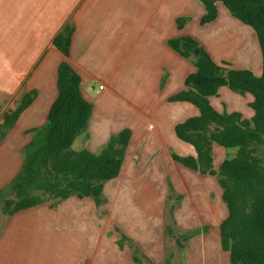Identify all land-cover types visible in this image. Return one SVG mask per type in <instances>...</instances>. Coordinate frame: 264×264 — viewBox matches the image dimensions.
I'll use <instances>...</instances> for the list:
<instances>
[{
    "label": "crops",
    "instance_id": "1",
    "mask_svg": "<svg viewBox=\"0 0 264 264\" xmlns=\"http://www.w3.org/2000/svg\"><path fill=\"white\" fill-rule=\"evenodd\" d=\"M216 8V19L201 25L199 0H0V123L34 93L0 140V264H229L220 245L228 212L217 178L172 158L196 156L174 128L199 111L171 101L189 91L184 81L195 67L168 41L189 37L217 65L262 74L254 30L222 3ZM66 24L73 28L67 58L52 45ZM62 61L79 75L81 94L92 104L80 149L98 154L112 136L130 131L120 173L103 185L98 206L72 196L7 216L2 202L14 198L10 185L24 149L57 98ZM252 100L221 87L209 103L220 114L250 120ZM234 154L213 144V170Z\"/></svg>",
    "mask_w": 264,
    "mask_h": 264
},
{
    "label": "trees",
    "instance_id": "2",
    "mask_svg": "<svg viewBox=\"0 0 264 264\" xmlns=\"http://www.w3.org/2000/svg\"><path fill=\"white\" fill-rule=\"evenodd\" d=\"M205 14L201 25L217 17L216 4L222 3L228 12L256 33L262 52V74L256 77L249 70H234L219 66L189 37L168 41V46L185 59L192 58L195 72L184 85L189 89L171 98L195 106L199 116L174 128L181 141L190 144L195 157L172 155L182 166L215 176L222 190V201L228 215L220 225V245L228 254L229 264H264V0H199ZM184 21H179L182 26ZM73 28L66 24L52 45L65 58L69 55ZM198 55H194L196 49ZM80 77L66 61L57 71V98L46 123L33 130V138L24 149L20 172L10 185L13 199L2 202L7 216L48 203L75 196L90 198L98 206L104 202L103 185L118 177L130 131L112 136L98 153L76 151L73 144L79 137L87 138V125L92 104L80 91ZM221 87L239 95L250 94L253 110L250 120L239 113H218L209 103ZM34 93H28L16 108L3 116L0 140L14 126L19 115L31 104ZM235 151L213 170L212 146Z\"/></svg>",
    "mask_w": 264,
    "mask_h": 264
},
{
    "label": "rangeland",
    "instance_id": "3",
    "mask_svg": "<svg viewBox=\"0 0 264 264\" xmlns=\"http://www.w3.org/2000/svg\"><path fill=\"white\" fill-rule=\"evenodd\" d=\"M98 83H100V82H96L95 81L94 83H92V86L90 87V92H94L93 94H95L96 92H99V90H98ZM76 140H75L76 143L74 142L75 145L73 144V149H78L79 150L80 148H82V147H84L86 145V139L85 138L79 137ZM6 192L3 195H5Z\"/></svg>",
    "mask_w": 264,
    "mask_h": 264
},
{
    "label": "water",
    "instance_id": "4",
    "mask_svg": "<svg viewBox=\"0 0 264 264\" xmlns=\"http://www.w3.org/2000/svg\"><path fill=\"white\" fill-rule=\"evenodd\" d=\"M198 52H199V49L197 48V49L195 50V52H194V55H195V56L198 55Z\"/></svg>",
    "mask_w": 264,
    "mask_h": 264
},
{
    "label": "built area",
    "instance_id": "5",
    "mask_svg": "<svg viewBox=\"0 0 264 264\" xmlns=\"http://www.w3.org/2000/svg\"><path fill=\"white\" fill-rule=\"evenodd\" d=\"M100 88H102V86H100Z\"/></svg>",
    "mask_w": 264,
    "mask_h": 264
}]
</instances>
